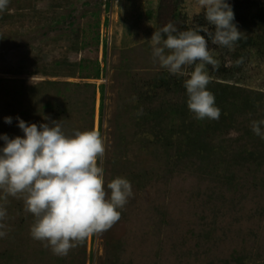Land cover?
<instances>
[{
	"label": "rangeland",
	"instance_id": "obj_1",
	"mask_svg": "<svg viewBox=\"0 0 264 264\" xmlns=\"http://www.w3.org/2000/svg\"><path fill=\"white\" fill-rule=\"evenodd\" d=\"M247 1L264 3L226 0ZM169 22L212 31L197 0H9L0 12V136L24 137L17 118L94 129L106 190L120 177L134 193L110 230L57 256L32 238L23 199L0 190V264H264V139L251 129L264 119V56L209 40L221 115L198 120L184 87L195 65L181 76L153 60Z\"/></svg>",
	"mask_w": 264,
	"mask_h": 264
},
{
	"label": "clouds",
	"instance_id": "obj_2",
	"mask_svg": "<svg viewBox=\"0 0 264 264\" xmlns=\"http://www.w3.org/2000/svg\"><path fill=\"white\" fill-rule=\"evenodd\" d=\"M197 2L214 31L200 27L178 32L169 22L154 32L150 40L152 56L154 62L173 75H185L183 67L195 65L190 78L184 81L187 106L198 120H218L221 110L207 88L211 80L205 66L218 71L220 63L209 50V40L232 51L244 37L233 23L234 12L226 0ZM8 4L9 0H0V12ZM243 62L241 57L234 63L239 67ZM17 119L24 137L0 136L5 141L0 149V190L5 197L23 199L25 211L35 218L30 230L34 240L44 242L57 256H67L88 237L103 234L121 219L119 209L134 195L132 185L126 178L117 177L107 183L106 190V147L96 130L75 131L69 136L61 121L38 127ZM5 122L11 124L12 118L5 117ZM261 126L264 119L253 121L251 129L264 139ZM6 215L0 208V221ZM5 235L0 231V237Z\"/></svg>",
	"mask_w": 264,
	"mask_h": 264
},
{
	"label": "trees",
	"instance_id": "obj_3",
	"mask_svg": "<svg viewBox=\"0 0 264 264\" xmlns=\"http://www.w3.org/2000/svg\"><path fill=\"white\" fill-rule=\"evenodd\" d=\"M231 6L235 17L233 23L244 37L236 44L237 52H241L242 56L250 55L251 52L264 56V3L247 1L236 2ZM212 31H214V26H212ZM213 95L215 101L218 100V95L215 93Z\"/></svg>",
	"mask_w": 264,
	"mask_h": 264
}]
</instances>
